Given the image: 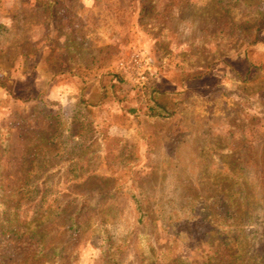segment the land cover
I'll list each match as a JSON object with an SVG mask.
<instances>
[{
  "label": "rangeland",
  "instance_id": "rangeland-1",
  "mask_svg": "<svg viewBox=\"0 0 264 264\" xmlns=\"http://www.w3.org/2000/svg\"><path fill=\"white\" fill-rule=\"evenodd\" d=\"M262 21L264 0H0V190L22 207L44 192L43 208L112 193L75 233L39 219L51 264L247 259V222L264 219V30L247 40Z\"/></svg>",
  "mask_w": 264,
  "mask_h": 264
},
{
  "label": "trees",
  "instance_id": "trees-1",
  "mask_svg": "<svg viewBox=\"0 0 264 264\" xmlns=\"http://www.w3.org/2000/svg\"><path fill=\"white\" fill-rule=\"evenodd\" d=\"M252 23L253 27H250L247 32H250L247 37L248 44H255L259 39V34L264 30L263 21L257 25ZM0 83L6 90L12 88V81H9L2 74L0 75ZM172 101L175 102V99ZM162 109L166 114L173 111L170 104L164 105ZM233 194L239 198L243 197V186L238 180L234 182ZM30 195L25 198V206L22 207L24 193L12 194L6 190H0V264H51L55 259L53 258L55 249L47 247V234L41 227L39 219L45 216L62 219L67 230L75 233L80 228L79 218L84 211L94 207L96 201L106 198L112 193L105 190L91 191L89 194L73 196L64 202L62 200L63 203L58 200L55 207L49 208H43L44 192L36 191ZM132 199L137 205V221L142 222L146 212H144L135 195H132ZM222 213L225 214V218H228L229 212L227 210ZM197 221L194 220V223ZM205 221L202 218L200 227L208 224ZM247 223H249V229H253V232L258 234L255 248L247 251V259L244 257V261L223 262L224 258L217 251L215 252L217 256H213L215 254L213 252V255L207 256L201 264H264V219L254 218L253 220L251 218ZM232 225L234 224L230 223V226ZM234 231L236 229L229 230V232ZM220 245L227 248L230 247V242L223 240ZM156 264L164 263L162 261ZM175 264H183V262L179 260L175 261Z\"/></svg>",
  "mask_w": 264,
  "mask_h": 264
}]
</instances>
